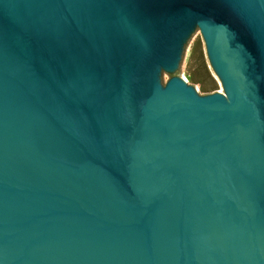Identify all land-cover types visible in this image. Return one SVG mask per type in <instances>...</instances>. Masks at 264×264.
I'll return each instance as SVG.
<instances>
[{"label": "water", "instance_id": "95a60500", "mask_svg": "<svg viewBox=\"0 0 264 264\" xmlns=\"http://www.w3.org/2000/svg\"><path fill=\"white\" fill-rule=\"evenodd\" d=\"M0 264H264V0H0Z\"/></svg>", "mask_w": 264, "mask_h": 264}, {"label": "rangeland", "instance_id": "374dc122", "mask_svg": "<svg viewBox=\"0 0 264 264\" xmlns=\"http://www.w3.org/2000/svg\"><path fill=\"white\" fill-rule=\"evenodd\" d=\"M196 41H199L200 45L197 46ZM191 71H194L197 75H199L204 86H215V90L207 92L200 91V84L193 83L189 77V73ZM172 78L184 79L187 80L188 84L194 86L196 85L200 95L210 94L214 91L225 93L223 81L214 68L208 54L205 35L201 28L190 36L187 49L177 69L173 72H171L168 68L163 70L160 75V87H164Z\"/></svg>", "mask_w": 264, "mask_h": 264}, {"label": "trees", "instance_id": "16d2710c", "mask_svg": "<svg viewBox=\"0 0 264 264\" xmlns=\"http://www.w3.org/2000/svg\"><path fill=\"white\" fill-rule=\"evenodd\" d=\"M196 45L197 46L200 45L199 41H196ZM202 61H203V59H202ZM189 77H190V79H191V81L193 83H195V84L196 83H199L200 84V91H202V92H207V91H210V90H215V88H216L215 86H210V87L204 86L203 83H202V80L199 77V75H197L194 71H191L189 73Z\"/></svg>", "mask_w": 264, "mask_h": 264}, {"label": "built area", "instance_id": "2783aa9c", "mask_svg": "<svg viewBox=\"0 0 264 264\" xmlns=\"http://www.w3.org/2000/svg\"><path fill=\"white\" fill-rule=\"evenodd\" d=\"M186 81H187V80H186ZM194 87H195V88H196V90L198 91V87H197L196 85H195Z\"/></svg>", "mask_w": 264, "mask_h": 264}]
</instances>
